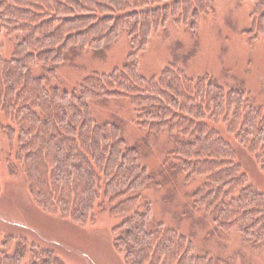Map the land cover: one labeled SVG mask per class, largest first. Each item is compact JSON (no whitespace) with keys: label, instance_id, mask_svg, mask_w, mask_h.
<instances>
[{"label":"trees","instance_id":"obj_1","mask_svg":"<svg viewBox=\"0 0 264 264\" xmlns=\"http://www.w3.org/2000/svg\"><path fill=\"white\" fill-rule=\"evenodd\" d=\"M211 11L212 0L0 2V33L17 35L9 59L0 49V131L22 166L31 198L45 213L79 226L105 208L122 218L112 233L124 264H215L194 254L191 241L176 230L151 226L143 193L161 190L164 180L157 177L167 171L186 181L202 179L192 207L210 214L215 230L236 231L254 249L264 246V193L249 184L240 163L246 155L264 175V108L248 92L224 91L207 75L189 78L173 63L158 78L137 74L136 56L153 31L170 18L195 31ZM250 16L251 41L264 35V0ZM122 30L131 45L123 68L87 76L71 93L50 83L71 47L99 51ZM103 99H127L139 129L156 137L168 134L173 146L161 173L140 163L138 146L127 145L118 126L93 120L88 103ZM212 120L226 125L235 145L207 125ZM25 241L6 237L0 264H24L17 247ZM12 243L17 247L8 254ZM28 253L30 264H61L51 250L31 246Z\"/></svg>","mask_w":264,"mask_h":264},{"label":"rangeland","instance_id":"obj_2","mask_svg":"<svg viewBox=\"0 0 264 264\" xmlns=\"http://www.w3.org/2000/svg\"><path fill=\"white\" fill-rule=\"evenodd\" d=\"M259 1L212 0L211 13L200 17L195 31L170 18L163 28L151 33L147 46L137 54V74L146 80L158 78L173 63L189 78L207 75L224 91L248 92L254 104L264 108V35L250 41L246 34L251 27L250 15ZM16 36L0 33L4 59L12 56ZM129 53L126 30L99 51L71 47L57 69V79L50 83L61 92L77 91L87 76L107 75L123 68ZM88 104L98 125L118 126L127 145L138 146L140 163L161 173L164 156L173 146L167 133L156 137L139 129L127 99H103ZM207 125L235 145L223 122L212 120ZM14 153L7 136L0 131V248L6 237H22L27 241L18 247L10 244L7 253L11 254L16 247L22 249L24 264L32 262L28 253L31 246L51 250L61 264H124L112 233L122 218L112 217L105 208L94 211L92 222L79 226L45 213L31 198L27 178ZM240 163L249 184L264 193V175L259 166L243 154ZM162 180L161 190L150 187L143 193L152 211L151 226L159 223L176 230L191 241L194 254L207 256L215 264H264V246L254 249L236 231L218 232L210 214L193 209L191 196L201 178L186 181L183 174L167 171L157 177V182Z\"/></svg>","mask_w":264,"mask_h":264}]
</instances>
